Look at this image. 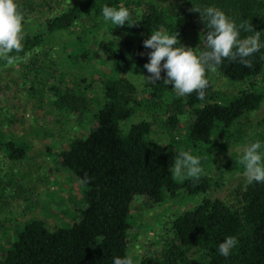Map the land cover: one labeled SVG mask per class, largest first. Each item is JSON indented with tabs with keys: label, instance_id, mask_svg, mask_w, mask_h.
Here are the masks:
<instances>
[{
	"label": "trees",
	"instance_id": "1",
	"mask_svg": "<svg viewBox=\"0 0 264 264\" xmlns=\"http://www.w3.org/2000/svg\"><path fill=\"white\" fill-rule=\"evenodd\" d=\"M46 1L16 0L24 17L23 30L28 15L35 14L38 5ZM194 4L223 11L237 27L242 22L252 24L255 31L261 32L264 44V0H179L173 8L157 0H71L44 20L41 31L23 32V51L9 55L17 57L16 61L26 54L30 56L27 74L35 69L30 86L40 98L49 89L52 93L49 102L57 107L85 111L89 101L83 90L62 86L60 81L48 88L36 81L37 72L44 70L37 62L45 64V56L40 51L49 37L81 26V31L70 41L66 61L80 60L87 65L92 59H98L109 63V67L100 69L98 76L102 95L93 112L95 124L59 152V164L86 186L81 215L68 226L51 227L42 218L27 220L12 239L0 242V264H113L114 257L127 255L132 201L143 196L161 201L166 194L174 195L180 187L186 195L202 193L203 197L169 221L170 239L161 255L143 256L138 264H264V182H246L232 203L206 196L211 186L206 172L199 180L185 177L179 182L173 177L170 167L176 159V150L171 145L158 148L152 144L148 137L151 120L141 119L122 128V123L134 112L139 83L147 96L148 109L154 116L162 117L169 130L183 128L193 146L212 143L217 127L227 128L263 104L264 90L250 79L264 66V47L248 58L252 61L250 68L224 59L215 72L206 71L209 86L203 100L195 92L178 97L173 85L163 83L166 70H162V79L157 83L147 81L150 73L144 65L150 62L149 53L153 49L145 48L144 41L155 31L179 33L180 44L193 48L197 55L207 50L203 36L193 39L187 30L191 17H195L200 34L208 31L200 13L190 11ZM105 5L128 8L138 23L114 27L101 14ZM84 18L98 19L121 35L90 39L86 36L92 27L82 23ZM253 34L241 30V38ZM91 41L96 49L89 50ZM7 65L0 58V69ZM217 75L237 83L238 89L228 97L219 95L214 88ZM81 80L85 87L90 84L84 77ZM257 141L261 143L259 151L264 158V124L253 136L252 143ZM0 147L13 160L23 158L26 153V145L4 139L1 130ZM238 166L245 170L242 163L238 162ZM0 233L6 238L4 228ZM229 236L238 243L226 258L218 248Z\"/></svg>",
	"mask_w": 264,
	"mask_h": 264
},
{
	"label": "rangeland",
	"instance_id": "2",
	"mask_svg": "<svg viewBox=\"0 0 264 264\" xmlns=\"http://www.w3.org/2000/svg\"><path fill=\"white\" fill-rule=\"evenodd\" d=\"M69 1L47 0L38 5L35 14L31 13L25 20L23 32L41 31L44 20ZM157 1L173 8L179 0ZM190 21L187 28L189 35L193 39H201L200 28L195 25L197 19L191 17ZM82 23L92 27V32L86 36L90 39H95V36L104 38L105 35H121L116 32L117 29L111 32L98 19L84 18ZM81 29V26H76L70 31L55 33L43 43L40 53L45 56L46 65L37 62L44 70L41 69L35 76L36 81L46 88L60 81L62 86L83 90L89 101L85 111L53 105L49 102L52 98L49 89L40 98L30 86L35 69L32 68L27 74L30 69L28 60L27 63L24 59L17 60L14 65L0 69L2 137L26 145L25 156L15 160L10 159L0 147V232L2 228L7 231L6 238L0 233L2 244L12 239L15 232L31 218H42L49 226L55 227L71 225L81 215L86 186L59 164V152L73 138L85 135L95 124L93 112L102 95L98 76L100 69L109 67V63H102L98 59H92L87 65L80 60L72 63L66 61L65 56L71 49L70 41ZM88 47L89 50L96 49L92 41ZM82 77L90 81L88 86L85 87ZM214 81V88L225 97L239 87L220 75ZM250 81L264 90V66ZM141 89L140 83L137 84L134 112L122 123V128L126 129L141 119L151 120L148 137L154 146L163 148L171 145L176 150V159L180 152H189L200 158L203 172L211 180L206 196L220 197L229 203L236 201L238 192L247 182L245 170L239 168L238 162L252 144L255 133L264 124V102L259 109L243 114L231 126L217 127L212 143L193 146L188 142L183 128L169 130L164 126L162 117L157 114L154 116V112L148 109L147 96ZM185 177L186 174L176 180L182 182ZM202 197V193L186 195L180 187L174 195L166 194L161 201H153L145 196L133 200L127 235V255L132 257L133 264H138L146 255H161L166 241L170 239L169 221L178 212L193 207Z\"/></svg>",
	"mask_w": 264,
	"mask_h": 264
},
{
	"label": "clouds",
	"instance_id": "3",
	"mask_svg": "<svg viewBox=\"0 0 264 264\" xmlns=\"http://www.w3.org/2000/svg\"><path fill=\"white\" fill-rule=\"evenodd\" d=\"M190 11L199 12L202 21L206 24L208 31L201 36L207 50L197 55L193 48L180 44L179 33L169 35L158 30L144 41L145 48L153 49L149 53L150 62L144 67L150 73L146 76L149 83L155 84L160 81L162 70H166L163 83L173 85L172 88L178 97L195 92L197 98L203 100L205 90L209 86L206 71L215 72L224 59L238 61L250 68L252 61L248 58L260 51L264 44L261 43V32L255 31L252 24L242 22L237 27L234 21L217 8L211 6L201 8L194 4ZM101 14L104 20L110 21L114 27L123 26L126 23L133 26L138 23L132 18L129 9L124 6L115 8L105 5L101 9ZM23 20V14L16 0H0V58L5 59L10 66L14 65L17 57L9 54L23 51ZM241 30L254 34L241 38ZM29 58L30 56L26 54L23 57L24 62H27ZM165 60L166 62L162 64ZM260 149L259 141L250 144L239 161L245 167L244 176L248 183L264 182V158L260 154ZM170 170L174 178L186 174L187 178L193 180H199L203 173L200 158L189 152H180L179 158L174 160ZM237 243L236 238L229 236L220 243L218 251L227 258ZM113 264H133V260L129 255L123 258L114 257Z\"/></svg>",
	"mask_w": 264,
	"mask_h": 264
}]
</instances>
